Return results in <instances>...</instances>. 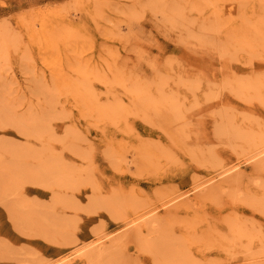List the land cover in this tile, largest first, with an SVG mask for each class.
Wrapping results in <instances>:
<instances>
[{
  "label": "bare ground",
  "instance_id": "obj_1",
  "mask_svg": "<svg viewBox=\"0 0 264 264\" xmlns=\"http://www.w3.org/2000/svg\"><path fill=\"white\" fill-rule=\"evenodd\" d=\"M155 10L176 42L151 58L143 89L59 92L91 139L76 177L119 204L124 234L99 236L95 250L81 238L58 264H264V0H151ZM121 54L94 56L119 79L120 66L134 64ZM82 140L45 150L69 159V144ZM129 154L151 194L124 183ZM23 184L44 186L16 181L12 194Z\"/></svg>",
  "mask_w": 264,
  "mask_h": 264
},
{
  "label": "rangeland",
  "instance_id": "obj_2",
  "mask_svg": "<svg viewBox=\"0 0 264 264\" xmlns=\"http://www.w3.org/2000/svg\"><path fill=\"white\" fill-rule=\"evenodd\" d=\"M175 42L164 16L151 14V0H0V264H58L81 238L85 250H95L99 236L109 233L108 243L123 236L119 204L89 178L76 177V161L89 159L91 139L69 117L59 92L143 89L151 58ZM107 48L134 63L120 66L119 79L94 56ZM79 57L88 58L86 65ZM66 137L83 139L66 149L73 162L45 150ZM127 161L124 183L151 194L132 154ZM37 178L44 186L23 184L20 195L12 194L16 181ZM182 178L171 179L181 186ZM66 184L72 188L55 189Z\"/></svg>",
  "mask_w": 264,
  "mask_h": 264
}]
</instances>
